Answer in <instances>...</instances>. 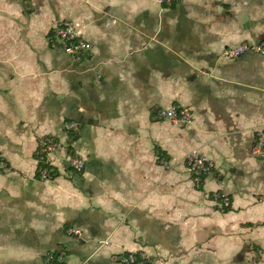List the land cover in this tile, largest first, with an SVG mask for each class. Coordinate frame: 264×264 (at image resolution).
I'll return each mask as SVG.
<instances>
[{
    "label": "crops",
    "instance_id": "0c3cea01",
    "mask_svg": "<svg viewBox=\"0 0 264 264\" xmlns=\"http://www.w3.org/2000/svg\"><path fill=\"white\" fill-rule=\"evenodd\" d=\"M64 19L79 59L50 44ZM242 43H264V0H0V264H264V54H222ZM195 150L214 162L200 182Z\"/></svg>",
    "mask_w": 264,
    "mask_h": 264
},
{
    "label": "built area",
    "instance_id": "2783aa9c",
    "mask_svg": "<svg viewBox=\"0 0 264 264\" xmlns=\"http://www.w3.org/2000/svg\"><path fill=\"white\" fill-rule=\"evenodd\" d=\"M156 1L166 6H171L174 3V0ZM50 44L52 47H61L67 54L78 59L89 52L91 48L90 43L77 33L74 23L66 19L60 20L55 25L50 37ZM247 52L264 54V43H242L239 46L225 49L222 54L226 58L236 59ZM160 114L178 123L189 124L195 120L193 111L188 107L172 106L168 109L161 110ZM65 129L69 131L77 130L78 125L74 121L66 122ZM59 146V142L49 141L45 146L44 151H57ZM253 154L264 159V127L258 133V137L253 148ZM186 161L188 163L190 173L193 175L195 181L198 182L210 174L212 168L214 167V162L211 159L196 150L187 155ZM68 163L76 172H82L85 169L84 159L76 153H69ZM164 165H167V163L164 162ZM6 169H8V164L2 157H0V171H5ZM42 176L44 179L49 177L48 169L43 170ZM215 198L223 202L225 206H229L231 204L230 197L224 193L215 194ZM67 233L69 235L75 234L80 236L82 231L79 228L71 227L68 228ZM64 261L65 256L62 252H52L48 255L44 264H64ZM122 261L124 264H154L152 256L144 250L132 251L125 254L122 257Z\"/></svg>",
    "mask_w": 264,
    "mask_h": 264
},
{
    "label": "trees",
    "instance_id": "16d2710c",
    "mask_svg": "<svg viewBox=\"0 0 264 264\" xmlns=\"http://www.w3.org/2000/svg\"><path fill=\"white\" fill-rule=\"evenodd\" d=\"M71 153L75 154L74 152H71ZM38 157H39V160H40V165L39 166H40L41 172H43L44 169H48V171H49V178L54 177L55 174H57L56 173V170L53 169V167L49 164V162L47 160V156H46L45 151L43 150L42 152H40V154L38 155ZM203 179L201 181H203ZM199 184H201V183H199Z\"/></svg>",
    "mask_w": 264,
    "mask_h": 264
}]
</instances>
